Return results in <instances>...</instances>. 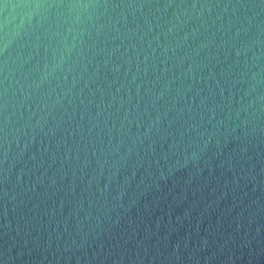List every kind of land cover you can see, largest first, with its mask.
<instances>
[{"label": "clouds", "instance_id": "clouds-1", "mask_svg": "<svg viewBox=\"0 0 264 264\" xmlns=\"http://www.w3.org/2000/svg\"><path fill=\"white\" fill-rule=\"evenodd\" d=\"M0 264H264V0H0Z\"/></svg>", "mask_w": 264, "mask_h": 264}]
</instances>
